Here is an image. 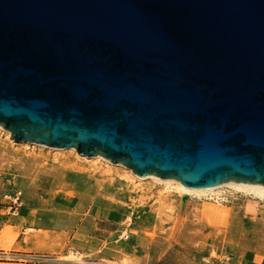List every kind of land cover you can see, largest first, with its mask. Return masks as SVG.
Wrapping results in <instances>:
<instances>
[{
    "label": "water",
    "instance_id": "1",
    "mask_svg": "<svg viewBox=\"0 0 264 264\" xmlns=\"http://www.w3.org/2000/svg\"><path fill=\"white\" fill-rule=\"evenodd\" d=\"M0 125L143 177L264 185V0H0Z\"/></svg>",
    "mask_w": 264,
    "mask_h": 264
},
{
    "label": "rangeland",
    "instance_id": "2",
    "mask_svg": "<svg viewBox=\"0 0 264 264\" xmlns=\"http://www.w3.org/2000/svg\"><path fill=\"white\" fill-rule=\"evenodd\" d=\"M2 131L0 264L264 261V198L181 194L150 179L135 188L123 167L108 173L69 151L56 162L55 150H25ZM16 191L18 209L6 197Z\"/></svg>",
    "mask_w": 264,
    "mask_h": 264
},
{
    "label": "bare ground",
    "instance_id": "3",
    "mask_svg": "<svg viewBox=\"0 0 264 264\" xmlns=\"http://www.w3.org/2000/svg\"><path fill=\"white\" fill-rule=\"evenodd\" d=\"M2 130H4L6 137H8L14 144L21 145V147L25 150H32L33 152H36V150H38L41 147L50 148L52 150H55L56 153L54 155V160L56 162H63L64 157H69V156H63V154L66 151H69L71 154L76 155L80 159L84 160V162L81 163L82 165L90 164L94 168L103 166L102 168L107 170L108 173H110L112 170H115L116 168L123 167L128 173L127 177L132 181V184L134 185L135 188H142L146 184V182H148V180L150 179L151 182L161 184L166 191H171V189L172 190L174 189V190H178L181 194H192V195L196 194L199 196H203V195L209 196L210 195V196L218 198L221 192H223V190L226 187H229L237 191H241L245 195L247 194V195L257 196L262 199L264 198V185L261 183L254 184V183H244V182H238V181H228V182H225L213 188H193V187L184 185L182 182H180L177 179H172V178L165 179V178H161L155 175H147L144 177L139 176L135 174L131 168L124 166L122 163H114L100 155H95L91 157L82 155L76 150L75 147H70L67 149H56V148H52V147L45 146V145L35 143V142H31V141L15 140L11 137V131L5 129L4 127L0 125V133L3 132ZM127 221L131 222V216H128ZM123 236H127L126 232ZM67 259L75 260L76 256L71 253L67 256Z\"/></svg>",
    "mask_w": 264,
    "mask_h": 264
},
{
    "label": "built area",
    "instance_id": "4",
    "mask_svg": "<svg viewBox=\"0 0 264 264\" xmlns=\"http://www.w3.org/2000/svg\"><path fill=\"white\" fill-rule=\"evenodd\" d=\"M6 197L10 202V208L17 207V205H20L22 203V191H16L14 193L6 195Z\"/></svg>",
    "mask_w": 264,
    "mask_h": 264
},
{
    "label": "crops",
    "instance_id": "5",
    "mask_svg": "<svg viewBox=\"0 0 264 264\" xmlns=\"http://www.w3.org/2000/svg\"><path fill=\"white\" fill-rule=\"evenodd\" d=\"M250 264H264V261H261V262H251Z\"/></svg>",
    "mask_w": 264,
    "mask_h": 264
}]
</instances>
